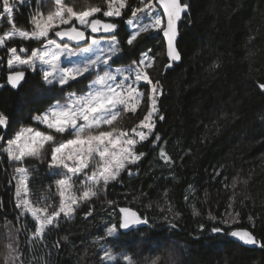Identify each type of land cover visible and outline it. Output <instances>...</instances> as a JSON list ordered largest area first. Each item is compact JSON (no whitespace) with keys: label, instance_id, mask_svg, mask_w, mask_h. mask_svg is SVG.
Wrapping results in <instances>:
<instances>
[{"label":"trees","instance_id":"1","mask_svg":"<svg viewBox=\"0 0 264 264\" xmlns=\"http://www.w3.org/2000/svg\"><path fill=\"white\" fill-rule=\"evenodd\" d=\"M91 2L103 6L102 0ZM0 3L1 11L2 0ZM35 3H15L18 27L31 29ZM191 3L192 22L178 24L182 60L164 67L169 62L163 38L154 34L134 50L125 45L117 61V65H127L148 49L156 56L151 75L162 81L165 94L159 106L166 117L157 124L162 136L158 143L165 146L174 164L165 165L158 157L159 148L145 142L140 150L146 155L134 166L132 176L124 173L122 182L112 183L99 197L82 205L73 219L61 220L47 246L41 245L35 253L41 264H126L119 257L112 263L102 261L99 246L108 237L98 240L110 224L118 223L121 207L148 220L135 230H118L115 237L134 264H150L156 257L160 258L158 264H264V249L211 233L213 226L227 231L242 227L264 240V94L255 86L264 81V0ZM127 19L116 21L118 38L129 31ZM4 21L7 16L1 13L0 22ZM22 44L32 47L38 42H8V46ZM0 53L6 60L5 49ZM216 61L218 70L210 69ZM4 83L6 77H0V84ZM38 83L39 78L29 71L22 88H0V111L11 115L17 129L30 123L32 110L39 107L33 100ZM145 110H140L139 117ZM128 116L131 127L139 117ZM27 164L36 170L31 187L37 195H46L53 180L47 175V161ZM11 174L7 157L0 156V264H5L7 234L12 231L15 235L14 229L25 222L16 220L13 186L8 183ZM109 200L115 203L110 206ZM230 204L240 212L239 217L227 215L226 210L232 211ZM90 210L92 214L86 216ZM26 231L18 234L25 249ZM57 243L59 247H54Z\"/></svg>","mask_w":264,"mask_h":264},{"label":"snow or ice","instance_id":"2","mask_svg":"<svg viewBox=\"0 0 264 264\" xmlns=\"http://www.w3.org/2000/svg\"><path fill=\"white\" fill-rule=\"evenodd\" d=\"M28 2L15 0L20 5ZM2 3L10 27L0 34V49L7 54L6 60L0 58V68L6 69V83L0 84V88H22L29 71L39 78L33 96L39 107L32 110L30 123L17 129L11 115L0 111V156H6L12 168L8 183L13 186L16 220L25 221L14 229L15 235L12 231L7 234L4 260L5 264H41V257L35 253L41 245L47 246L49 235L59 228L61 220L73 219L82 205L99 197L112 183L122 182L124 173L132 176L134 166L146 155L140 150L145 142L159 148L158 157L165 165L174 164L165 146L158 143L162 136L157 124L166 119L159 106L165 90L162 81L151 75L156 60L152 49L125 66L113 65L120 60L125 45L134 50L154 34L163 37L164 54L169 62L164 67L182 60L178 22H192L189 15L192 3L191 0H136L135 4L132 0H102L101 6L91 0H36L29 19L30 30L16 25L14 0ZM125 16L129 31L118 38L116 21ZM16 39L35 41L38 46L30 49L8 46L9 41ZM72 57L82 59L70 60ZM219 66L216 61L210 69L218 70ZM255 86L264 94V81ZM142 109L146 110L139 117ZM128 114L139 117L131 127ZM30 160H46L47 175L55 177L46 195H37L31 187L36 170L28 166ZM238 183L232 187L235 189ZM189 189L194 192L191 185ZM188 198L186 195L185 199ZM107 203L111 206L115 202ZM229 207L232 211L226 210L228 216H240L232 204ZM91 214V210L85 213ZM117 217L118 223L110 224L98 240L114 237L120 229L148 224L147 219L128 207H121ZM22 230H27L26 249L18 239ZM211 233L213 236L223 233L244 245L264 249V240L258 239L249 228L227 231L213 226ZM100 259L112 261L116 255L108 248ZM159 259H152L150 264H158ZM123 261L134 264L129 255H123Z\"/></svg>","mask_w":264,"mask_h":264},{"label":"rangeland","instance_id":"3","mask_svg":"<svg viewBox=\"0 0 264 264\" xmlns=\"http://www.w3.org/2000/svg\"><path fill=\"white\" fill-rule=\"evenodd\" d=\"M14 3H15V0H14ZM160 11H161V9H160ZM1 13H4L3 12V3H2V10L0 11V14ZM1 23V22H0ZM3 24V26H1ZM7 25V26H6ZM6 28V29H8L10 26L8 25V23L7 22H5L4 21V23H1L0 24V34H3V32L1 31L3 28ZM34 43H37V42H35V41H33ZM20 46H23V47H26V48H33V47H37L38 46V44H36L35 46H29L28 44H22V45H20ZM0 58H3L2 57V54L0 53ZM70 60H79V59H82V57H72V58H69ZM62 61H63V58H62ZM64 63H67V61H63ZM129 63H131V62H129ZM128 63V64H129ZM116 66H125V65H117V64H115V65H113V67H116ZM0 77L1 78H5L6 77V69H3V68H0ZM85 83H87V81L85 82ZM61 102H63V101H61ZM55 179V177H53V180ZM53 180H52V182H53ZM52 191L54 192L55 191V189H54V187H53V189H52ZM118 235L119 234H117L116 236H114V237H108V241H106V242H103L102 244H100V246H99V249H100V253H101V255H103V250L104 249H108V248H111L112 250H113V253H114V255H116V259L115 260H112V261H107V260H104V262H106V263H112L113 261H116L117 259H119V258H121V259H123V255H126L125 254V249L123 248V247H120V245H119V243H118V241L115 239V237H118ZM119 257V258H118Z\"/></svg>","mask_w":264,"mask_h":264},{"label":"water","instance_id":"4","mask_svg":"<svg viewBox=\"0 0 264 264\" xmlns=\"http://www.w3.org/2000/svg\"><path fill=\"white\" fill-rule=\"evenodd\" d=\"M0 7H1V4H0ZM161 12H162V9H161ZM178 24H179V22H178ZM162 35V34H161ZM163 38V37H162ZM167 58V57H166ZM139 225H133V226H130V228L129 229H127V230H134L135 228H137ZM234 239V238H233ZM236 242H238V243H240V244H242V245H244L242 242H240V241H238V240H236V239H234ZM245 246H247V247H250V248H254V247H256V246H251V245H245Z\"/></svg>","mask_w":264,"mask_h":264}]
</instances>
